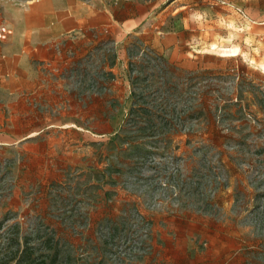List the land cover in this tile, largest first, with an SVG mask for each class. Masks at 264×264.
<instances>
[{
    "label": "rangeland",
    "instance_id": "rangeland-1",
    "mask_svg": "<svg viewBox=\"0 0 264 264\" xmlns=\"http://www.w3.org/2000/svg\"><path fill=\"white\" fill-rule=\"evenodd\" d=\"M31 1L0 0V61L11 9ZM87 1L123 17L142 6L155 33L99 45L62 74L82 116L79 164L44 172L0 139V258L19 234L38 248L53 238L57 264H264V29L244 25L249 0ZM3 104L0 91L4 135Z\"/></svg>",
    "mask_w": 264,
    "mask_h": 264
},
{
    "label": "crops",
    "instance_id": "crops-1",
    "mask_svg": "<svg viewBox=\"0 0 264 264\" xmlns=\"http://www.w3.org/2000/svg\"><path fill=\"white\" fill-rule=\"evenodd\" d=\"M249 2L245 12L238 9L244 25L252 30L262 24L264 29V10L259 20L251 8L260 1ZM233 16L240 19L241 14L235 11ZM156 20L155 14L142 6L123 17L112 6L87 0H34L13 7L10 36L0 61V91L5 104L1 107L11 109L10 126L0 139L14 141L33 161L41 159L44 172H60L64 165L79 164L82 116L76 111L80 106L75 94L71 100L66 98L70 89L62 74L99 45H128L130 36L145 35L151 27L155 33ZM171 62L193 70L194 59L188 54H174ZM124 63L126 58L119 54L112 65L105 63L104 67L111 74L122 75ZM119 86L117 80L111 90ZM36 107L43 112H35ZM39 147L41 152L31 151Z\"/></svg>",
    "mask_w": 264,
    "mask_h": 264
},
{
    "label": "trees",
    "instance_id": "trees-1",
    "mask_svg": "<svg viewBox=\"0 0 264 264\" xmlns=\"http://www.w3.org/2000/svg\"><path fill=\"white\" fill-rule=\"evenodd\" d=\"M31 239H25L22 244L19 239H12L5 255L0 258V264H57L59 250L53 238H46L41 248L37 245H30ZM16 247V249H14ZM42 248L48 249L49 253H40Z\"/></svg>",
    "mask_w": 264,
    "mask_h": 264
}]
</instances>
